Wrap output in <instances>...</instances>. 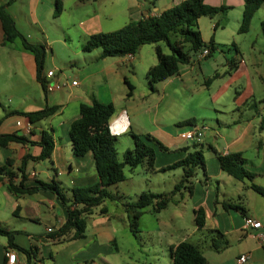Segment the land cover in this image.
I'll return each instance as SVG.
<instances>
[{"label":"crops","instance_id":"obj_1","mask_svg":"<svg viewBox=\"0 0 264 264\" xmlns=\"http://www.w3.org/2000/svg\"><path fill=\"white\" fill-rule=\"evenodd\" d=\"M5 1L0 0V5ZM160 1L13 0L6 10L12 16L20 33L23 31L21 26L34 25L43 32L44 21L62 19L61 30L65 36L69 39L68 35H72L69 27L71 24H76L78 28L75 36L84 43L91 34L113 31L130 21H136L148 15H157L181 0H170V5H159ZM204 1L214 5L213 0ZM230 4L227 6L235 9V13L237 11V15L240 16L237 19V27L234 29L236 32L243 10V0H235ZM57 5L60 13L54 16ZM201 17L197 23L203 41L208 43L212 40L216 47L217 44L230 40L233 53H229V50V56H224L225 60L222 62L216 58L207 60L208 56L202 58L193 56L189 62L179 65L176 74L158 82L161 85V95H159V86H155V91L159 101L164 97L168 99L171 95L179 96L180 93L186 107L189 108L193 98L196 97L198 100L194 102L195 106L191 112H187L183 117L174 116L171 122H166L163 116H156L158 121L154 117L152 120L154 129L151 133L140 127L134 131L136 122H132L137 118L135 114L138 105L136 85L133 80H130L128 73L132 72L134 77L136 64L142 63L143 55L140 52L136 57L137 63L134 59L135 55H125L112 57L108 64H104L108 57L101 58L100 49H93L92 52L94 51L95 54L91 58L92 62L86 69L78 71L77 85L65 87L68 90L60 99L49 93L42 98L39 96L43 102L41 107L28 105L25 109H20L19 106L13 112L6 111L4 115L0 113V134L16 133L34 142H9L5 146H0V167L3 168V173L0 175V225L14 231L13 242L16 245L30 250L28 260L23 252L9 247L7 239L0 236V264L6 262L7 251L15 252L18 262L24 264H109L111 254L109 245L116 240L114 235L117 230L114 225L116 218L121 219L124 216L127 218L122 204L128 202V197L121 186L122 183L133 182L135 180L133 175L138 177L141 172L159 175L172 169L168 166L181 160L187 152L193 150L194 145V142L184 140L182 132L186 129H180L179 123L192 120L191 124L186 125L197 126V124H205V119L212 121L213 124L207 126V132L201 142L204 172L201 169L196 170L192 178L191 194L185 191L178 194L181 200L189 199L187 201L190 202L192 221L195 225L190 232L193 237L189 239L188 233L183 235L169 233L165 242L159 245V252L163 255L162 263L173 264L169 254L171 245L188 241L195 244L202 252L206 264H264V197L250 187L251 184H255L264 188V70L255 71L256 73L252 74L251 66L254 63H246L243 59L232 33L229 32L230 35L226 40L220 39L219 33L226 29L227 20H224L218 32L216 31L217 22L213 23ZM250 47L253 49V44ZM3 49L11 59L17 62L18 68L20 66L23 68L24 64H27L36 79V62L33 54H27L20 39L8 42L0 22V50L3 51ZM126 62L131 64V72L124 67ZM153 64L149 63L146 67ZM112 72L119 81L117 90L111 87ZM49 78H51L49 85L58 80L55 78V73ZM125 80L134 87L130 96H127L128 88ZM48 89L53 90L50 86ZM146 95L151 94L143 92L140 94L144 97ZM93 99L101 103H111L114 106V112L108 121L94 127L93 132L114 136L117 156H122L126 149L132 148V132L151 134L165 149H159L149 142L155 151L154 170H146L141 166V171H135L123 181L111 185L109 191L117 199L106 200L103 203L106 208L104 213L99 212L100 206L92 209L91 214L86 218L83 238L66 240V236L71 235L69 233L59 240L47 239L44 236L47 228L54 230L64 221L66 217L64 207L49 191L13 194L7 188L5 173L12 172L11 180L17 184L21 180L22 174L19 168L22 167L26 175V180L23 182L25 186H34L38 180L44 182L54 180L67 195H70L73 188L94 185L98 178L92 155L86 153L75 156L71 150L68 133L70 123L79 116V104L90 103ZM69 104L73 105H71L72 110L66 114V107ZM45 105L59 106V109L48 117L47 124L40 121L32 124L23 115L16 113L33 111ZM43 130L48 131L53 137L50 157L42 160L28 158L23 166L24 156L39 155L41 147L37 142ZM205 137L209 141H206ZM233 153L241 156L244 169L252 174L251 179L236 180L221 169L217 154ZM176 173V181L171 182L172 188L181 178L182 169L175 170ZM137 196L138 194L135 198ZM175 197L176 195L174 202H176ZM198 208H202L204 216L201 227H198L194 221L193 210ZM245 216L260 221L261 228H243ZM241 255H246V259L239 263L237 259Z\"/></svg>","mask_w":264,"mask_h":264},{"label":"trees","instance_id":"obj_2","mask_svg":"<svg viewBox=\"0 0 264 264\" xmlns=\"http://www.w3.org/2000/svg\"><path fill=\"white\" fill-rule=\"evenodd\" d=\"M13 0H6L0 5L1 28L8 42L20 39L22 46L33 53L36 62L35 77L45 90L44 77L41 74L43 60V46L27 41L16 28L12 16L7 12L6 7ZM264 3V0H243V10L238 27L239 32H246L254 13ZM230 7L225 5H209L204 0H181L180 2L162 10L157 15H148L136 21H130L122 27L109 31L97 32L88 36L82 45L84 52L100 49V57H122L125 55H135L139 48L146 44L155 46L156 62L149 66L145 76L148 86L154 89L156 83L176 74L180 64L187 63L193 56H197L203 49H208V55L215 50L212 40L208 43L201 38L198 29V19L201 16H213L218 12H224ZM60 13V8H55L54 16ZM261 30L264 32V20L261 21ZM178 31V38L174 41L169 39L171 32ZM160 43H164L168 52H164ZM188 48L185 50L184 46ZM130 96L133 85L125 80ZM59 109L58 105H45L33 111L16 112L23 115L30 123H36L53 115ZM114 112L111 103H101L93 99L90 103H80L78 106L79 116L74 119L69 126V137L71 150L75 156H82L90 153L93 158L97 173V182L88 187L73 188L70 195L65 194L58 186L57 182L37 181L34 186H25L26 175L24 168L20 167L21 180L15 184L12 182V172H6L7 188L13 194H33L38 191H49L53 193L60 204L64 207L66 217L64 221L51 231L45 233L47 239L59 240L66 236V240H76L85 236L86 218L91 214L92 209L99 207V212L104 213L106 208L103 203L106 200L117 199L109 191L111 185H115L125 179L124 167L133 169L143 166L146 170H154L155 151L149 142L155 144L159 149L164 150L151 134L131 133L132 148L126 149L122 153V160L117 158L115 148L116 138L114 136L97 134L93 128L105 124ZM192 120L180 122V125L191 124ZM9 142L34 143L26 137L16 133L0 134V146H5ZM37 144L41 147L40 153L36 157L26 155L23 157L22 165L28 158L42 160L49 158L53 149V137L48 131H42ZM215 152L214 149H212ZM216 153V152H215ZM221 169L236 180L251 179L252 174L243 167V160L237 153L221 155L217 154ZM169 168L181 167V178L173 185L170 192L155 193L150 190L142 191L134 201L124 202L122 205L127 213L129 231L133 236L138 233V220L145 207L152 206L158 212L164 209L170 202L174 201L176 194L184 191L188 194L192 192L193 177L197 169L204 172V157L201 143L193 145V150L179 161L168 166ZM3 168L0 167V175ZM205 175V174H204ZM255 192L264 197V188L251 184ZM194 221L198 227L203 225L204 216L202 208L193 210ZM0 236L7 239L11 248L23 252L28 260L30 250L21 248L13 242L14 231L0 225ZM169 254L173 264H206V259L197 246L188 241H180L169 247ZM3 264H6L4 262Z\"/></svg>","mask_w":264,"mask_h":264},{"label":"rangeland","instance_id":"obj_3","mask_svg":"<svg viewBox=\"0 0 264 264\" xmlns=\"http://www.w3.org/2000/svg\"><path fill=\"white\" fill-rule=\"evenodd\" d=\"M158 1V0H157ZM235 0H213L214 5H231ZM159 5H170V0H161L158 2ZM231 7V6H228ZM239 14L235 9L228 8L224 12H218L213 14V16H202V19H209L213 23H218L216 31L220 32V27L224 20H227L228 25L226 29L219 33L221 35L220 39L222 41L226 40L230 33L233 34L234 41L243 56V59L248 62L254 63L251 66L252 74L255 71L264 70V33L261 30V21L264 20V3L259 7V9L252 16L249 28L246 32H235V27H237V19H239ZM241 20V19H240ZM62 19H53L43 22L44 31L42 32L39 27L34 25L28 26L24 25L20 28L23 29L22 35L24 38L35 44H41L43 46V60H42V70L41 74L44 77L45 90L42 89L40 83L33 77L32 72L29 70L27 64L24 67H17V62L10 58L3 51L0 50V113L1 115L6 114V111L13 112L17 107L20 109H25L28 105H36L41 107L43 104L42 96L49 93L58 96L59 99L62 94L68 90L67 88L53 89L49 90V82L51 78L45 75L48 69H51L55 73V78H58V82L61 83L63 80L77 79L78 71L86 69L87 65L92 62V57L95 53L92 51L84 52L82 51L81 45L83 42L76 37V32L78 26L76 24H71L69 27L72 35H68L69 39L61 30ZM240 24V22H239ZM20 26V25H19ZM239 27V26H238ZM17 28V27H16ZM230 32V33H229ZM178 31L171 32L169 34V39L174 41L178 38ZM222 44H217L215 50L210 56L206 57L207 60H212V58L218 59L219 62L225 60L226 55L233 53V48L231 47L230 40L226 42H221ZM253 44V49L250 45ZM164 52H168L164 43H160ZM185 50L188 48L187 45L184 46ZM155 46L153 44H146L139 48L135 54L136 57L139 52L143 56L141 57L142 63L139 62L135 66V75L132 74V66L129 62H126L124 67H127L131 73H128L130 80H133L136 85V103L138 105L136 122L134 124V131H137L140 127L145 129L146 132L151 133L154 129L152 120L154 117H162L166 122H171L174 116L183 117L187 112H191L194 108V102L198 99L193 98V103L189 108L186 107L185 100L183 96L179 93V96L171 95L168 99L164 97L159 101V97L155 88L159 86V95H161V85L160 83L154 86V91L147 87V79L145 76V68L147 70V65L149 63H155ZM141 50V51H140ZM254 50V51H252ZM28 55H31L29 50H26ZM34 56V55H33ZM91 56V57H90ZM227 56V57H228ZM198 58V55H197ZM28 59V58H27ZM108 60L104 64H108L112 57H108ZM261 62V63H259ZM134 64V63H133ZM21 65V63H20ZM149 67V66H148ZM111 76V87L117 90L119 86V81L115 78V74L112 72ZM8 82V85H6ZM151 94L150 96H140V94ZM25 98L23 99V96ZM39 96L41 97L39 99ZM169 102V104H167ZM72 104L67 105L66 114H69L72 110ZM199 110V109H198ZM203 112V110H202ZM156 120L158 121V118ZM48 118L40 121V123L45 122L47 124ZM6 122V121H5ZM205 125L209 127V124H213L212 121L205 119ZM180 125V124H179ZM200 125V124H197ZM177 128V124H175ZM182 126V127H181ZM188 127H194L193 125H180V129H188ZM137 129V130H135ZM207 130L205 131V133ZM207 137H205V140ZM206 141H209L207 139ZM204 149V147H203ZM120 161L122 156H117ZM143 167V166H142ZM169 169L164 174L159 173L155 175L152 173L139 174L137 177L133 175L135 180L133 182L125 181L122 183L123 190L127 193L128 201H134L136 194L142 191L150 190L155 193L170 192L172 190L171 182L176 179L177 173L175 170L181 169ZM141 171V166H137L130 169L128 166L124 167V175L128 177L134 172ZM181 172V171H176ZM200 172V171H199ZM176 181V180H175ZM176 202H170L164 209L159 212H154L152 206L145 209V212L138 220V234L134 237L128 227V220L124 216L121 219L116 218V240L115 243L109 245L111 254L109 255V264H163V255L159 252V245L163 244L168 237L171 235H183L188 233L190 235L189 239L193 237L190 232L195 228L192 221V209L190 207V202L188 198L181 200V197L176 194ZM185 202V204H183ZM158 229V231H155ZM18 236L22 237L21 234ZM197 236V235H196ZM24 237V236H23ZM25 238V237H24ZM25 241V239H24Z\"/></svg>","mask_w":264,"mask_h":264},{"label":"built area","instance_id":"obj_4","mask_svg":"<svg viewBox=\"0 0 264 264\" xmlns=\"http://www.w3.org/2000/svg\"><path fill=\"white\" fill-rule=\"evenodd\" d=\"M208 55V49L205 48L202 50V52H200L198 54V58H202ZM45 75L47 77H53L54 76V71L53 70H47ZM77 85V80L76 79H72V80H68L65 79L63 80L61 83H59L58 81H54L52 83H50V87L52 89H60V88H65L68 86H75ZM208 129V127L205 124H200L191 128L186 129L184 132H182V137L184 138L185 141H191L194 142L196 144H199L202 142L203 140V136L205 134V131ZM261 222L258 220H255L254 218L250 217V216H245L243 219V228L248 229V228H252V229H259L261 228ZM47 232H51L53 231V229L51 228H47L46 230ZM6 256V264H24V263H20L18 262L17 258H16V254L13 251H7L5 253ZM246 259V255H241L239 256V258L237 259V261L239 263L244 262Z\"/></svg>","mask_w":264,"mask_h":264},{"label":"water","instance_id":"obj_5","mask_svg":"<svg viewBox=\"0 0 264 264\" xmlns=\"http://www.w3.org/2000/svg\"><path fill=\"white\" fill-rule=\"evenodd\" d=\"M60 224V223H59Z\"/></svg>","mask_w":264,"mask_h":264}]
</instances>
